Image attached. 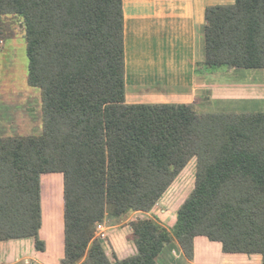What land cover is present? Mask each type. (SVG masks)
<instances>
[{
	"label": "trees",
	"instance_id": "16d2710c",
	"mask_svg": "<svg viewBox=\"0 0 264 264\" xmlns=\"http://www.w3.org/2000/svg\"><path fill=\"white\" fill-rule=\"evenodd\" d=\"M9 16L23 19L43 131L0 137V242L31 238L44 251L41 177L60 174L61 264H158L172 243L192 263L199 237L264 264V113L128 104L123 0H0ZM205 23L203 66L264 70V0L208 7ZM194 159L175 226L131 222L137 255L111 261L97 238L106 219L151 213Z\"/></svg>",
	"mask_w": 264,
	"mask_h": 264
},
{
	"label": "crops",
	"instance_id": "0c3cea01",
	"mask_svg": "<svg viewBox=\"0 0 264 264\" xmlns=\"http://www.w3.org/2000/svg\"><path fill=\"white\" fill-rule=\"evenodd\" d=\"M235 1L215 0L216 3L226 5H233ZM123 4L128 104L191 105L197 112L198 104L203 102L227 105L231 102H243L242 99L250 102V97L256 103L259 98L264 102V85L255 86L249 82L259 78L264 82V73L254 72L262 70H210L203 66L205 12L211 7L209 0H123ZM220 4L213 6H221ZM138 49L145 53V58L141 61L137 56ZM236 79L245 81L241 84L243 86L231 84ZM220 113L264 112L222 108L215 114ZM182 173L151 213H134L124 221L106 219L103 247L111 261L137 255L136 245L128 233L130 230L133 235L131 222L156 217L168 229L175 226L179 208L194 189L193 179L188 183L179 179ZM50 175L54 174L43 175L44 182L43 176L41 177L42 226L39 238L44 243V251L38 252L35 240L31 238L0 242L4 246L0 251V264H61L64 259L65 222L62 224L61 214H58L57 220L51 219L54 203ZM187 187H192L191 191L182 199L180 206L169 209L174 206L169 201H178L179 195ZM158 264H262V258L259 255L225 254L220 244L199 237L195 240V257L192 263L186 260L180 246L172 243L163 250Z\"/></svg>",
	"mask_w": 264,
	"mask_h": 264
},
{
	"label": "rangeland",
	"instance_id": "374dc122",
	"mask_svg": "<svg viewBox=\"0 0 264 264\" xmlns=\"http://www.w3.org/2000/svg\"><path fill=\"white\" fill-rule=\"evenodd\" d=\"M209 4L213 6L219 5L220 3H216L215 0H209ZM137 56L138 58L140 57L139 61H141L145 58V53L141 52V49H138ZM254 72L264 73V70ZM28 76L29 59L27 55L26 32L23 26V19L14 16L2 18L0 20V137L31 135L37 136L40 135L43 131L41 100L42 94L39 89L31 88L29 86ZM244 82L245 81H242V79H236L234 80V83L231 84H235L236 86H243L241 84H243ZM249 82H251V85H264L263 80L260 78L252 79ZM248 99H250V102H246L242 99L243 102H231L227 105L216 103L208 104L203 102L198 104L197 113H217V110H222V108H224L225 110L234 109L237 111L246 112H264V102L260 100V98L257 100L258 103L253 101L252 97ZM196 165V159L192 160L179 179L185 180L186 183L193 179L192 181L194 185ZM44 177L45 176L42 177L43 182ZM50 177L52 179L53 185L52 193L54 203V214L51 215V219L54 220L58 218V214H61L63 224L64 179L60 174L50 175ZM191 188L187 187L185 192L182 191L183 193L181 192V194L179 195L180 198L178 199V201L174 200L173 202L172 200H170L169 202L174 203V206L169 207V209L172 210L178 205L180 206L183 201L182 199L187 196L188 192L191 191ZM162 198L160 199V201L162 200ZM160 201L158 202L159 204ZM153 219L157 218L153 217ZM124 220L125 219H122L120 221ZM128 231L129 236L135 243L134 236L132 235L130 230ZM3 247L4 246L0 244V251L3 250Z\"/></svg>",
	"mask_w": 264,
	"mask_h": 264
},
{
	"label": "built area",
	"instance_id": "2783aa9c",
	"mask_svg": "<svg viewBox=\"0 0 264 264\" xmlns=\"http://www.w3.org/2000/svg\"><path fill=\"white\" fill-rule=\"evenodd\" d=\"M97 238L100 239V240H102V241L105 240L106 234H105L104 230H102L101 232H99L97 234Z\"/></svg>",
	"mask_w": 264,
	"mask_h": 264
}]
</instances>
